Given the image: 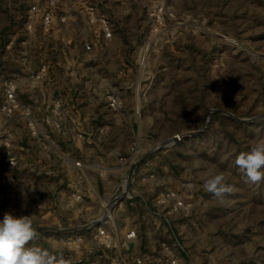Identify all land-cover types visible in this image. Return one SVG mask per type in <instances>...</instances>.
Instances as JSON below:
<instances>
[{
    "label": "rangeland",
    "instance_id": "374dc122",
    "mask_svg": "<svg viewBox=\"0 0 264 264\" xmlns=\"http://www.w3.org/2000/svg\"><path fill=\"white\" fill-rule=\"evenodd\" d=\"M77 1V14L88 17L86 6L97 4L114 27L113 37L106 39L99 23L89 28L82 17L78 38L68 41L66 31L62 38L57 30L58 36L51 37L53 43L67 44L68 57L76 60L74 80L81 84L67 87L68 98L82 99L78 111L89 117L85 126L95 130V138L84 143L97 151L100 196L111 188L120 193L124 179L134 213L143 216L145 205L134 195L175 192L191 204L179 213L192 264H264V180L248 182L235 165L241 152L264 141V0ZM25 10L18 0H0V36L22 32ZM84 39L93 44L90 52L80 49ZM1 48L0 63H8ZM209 171L223 172L233 187L223 203L203 188ZM67 185L63 214L52 213L55 208L43 199L33 216L26 197L1 218L5 213L29 216L46 241L57 240L50 248L76 264L78 253L93 254L87 243H77L76 230L94 217L89 195L74 203L75 185ZM80 186L87 190L91 184ZM77 204L84 208L79 219L68 213ZM52 205L59 208L57 202Z\"/></svg>",
    "mask_w": 264,
    "mask_h": 264
},
{
    "label": "built area",
    "instance_id": "2783aa9c",
    "mask_svg": "<svg viewBox=\"0 0 264 264\" xmlns=\"http://www.w3.org/2000/svg\"><path fill=\"white\" fill-rule=\"evenodd\" d=\"M20 4H24L26 10L23 16V34L24 38L20 41V61L21 73H15L13 77L5 83L2 96L0 99V220L4 211L9 206L20 204L23 198L31 199L32 209L34 212L36 206L34 199L40 200V195L33 192L28 195L22 191L23 188L18 183L13 185L11 174L14 171L21 173H34L44 177L58 176L60 169L54 167L55 157L58 155V146L60 139L69 141L70 144L77 145L78 142H84L86 137L95 138L96 134L86 127L89 117L82 115L79 111H70L63 106L62 100L54 97L52 89L56 85L51 73V65L49 62H43L37 70H33L28 59L32 56L33 47L38 41V31L46 39H50L55 30L69 24L78 23L74 17L79 16L77 0H18ZM80 7V5H79ZM89 22L99 23L106 39L112 38L114 35V27L110 20L102 14H99L97 4L87 5ZM75 13V15L72 14ZM82 48L85 52H90L93 44L89 39H84ZM29 72L30 82L34 85L43 87V97L47 100V110L42 119L39 117L37 106L31 102L20 99L18 89L22 86L25 73ZM29 85V84H28ZM27 85V86H28ZM56 88V87H55ZM110 105L114 106L115 99L109 96ZM66 123H73L70 129H66ZM19 124H23L27 129L26 136L36 147L37 155L33 160H28L26 154L21 151L22 145L20 140L24 136L20 133ZM86 125V126H85ZM44 126V132L41 129ZM57 151V152H56ZM121 161H126L125 157H120ZM62 167V166H61ZM64 175L62 177L69 184L75 185L72 193V202H83L85 197L89 195V189L83 188L82 181L88 183L87 175L83 169V162L74 161L76 171L63 164ZM124 179L122 180L123 183ZM120 193H115L112 198L101 197L104 215H99L92 221V225L97 226L95 234L96 244L105 250H109V259H115L112 264H192L188 260L187 251L184 245L178 240L173 225L175 216L180 210L188 209L191 204L181 199L175 192H161L154 196L155 207L152 210V216L158 221H162L171 231L172 240H161L158 247H154L150 251L130 256L126 252L117 249L113 244V230L116 221L114 218V210L122 205L124 198H133L129 191L126 193L123 184ZM129 185V183H128ZM87 187V186H86ZM128 189V188H127ZM70 204H73V203ZM74 205V204H73ZM18 210V209H17ZM16 210H14L15 212ZM124 246L128 242L134 241L138 236L135 228L125 231ZM94 248L91 249V252ZM95 260H92L94 264Z\"/></svg>",
    "mask_w": 264,
    "mask_h": 264
},
{
    "label": "crops",
    "instance_id": "0c3cea01",
    "mask_svg": "<svg viewBox=\"0 0 264 264\" xmlns=\"http://www.w3.org/2000/svg\"><path fill=\"white\" fill-rule=\"evenodd\" d=\"M81 19L77 20V24L75 26V29L69 30L67 26H65L63 29H57V31L61 32L62 35L60 37L64 38L66 36V33L68 34L69 38L67 39H75L78 38V27H80V23L85 20L86 25L89 28H92V26L97 25L95 23L91 24L89 22V16L84 17L80 15ZM84 19H83V18ZM83 19V20H82ZM23 24V23H22ZM79 24V25H78ZM56 31V30H55ZM62 31H66L62 32ZM55 34V35H54ZM42 35V34H41ZM52 36H58V33L53 32ZM39 37V36H38ZM44 37V36H43ZM80 37V36H79ZM4 37L0 36V42L2 41ZM24 38L23 29L22 32L17 31L15 34L11 35L8 38H4V42L0 43L2 45V50L5 53V60L8 63L2 62L0 63V99L2 96L3 88L6 82H8L15 73H21V61H20V41ZM40 38V37H39ZM44 42L41 45L39 42L35 47H33L32 56L28 59V62L33 70H37L38 67L43 62H49L51 65L50 73L56 83L54 85L55 87L52 89V92H54V97H58L62 100L63 106L67 108L70 111H73V109H77V111L82 106L83 102L82 99L79 100L78 97H75L74 100H69V94L67 91L68 88H78V84H81V81H75L74 77L78 74V69L75 64L76 60H74V55H71L70 58L68 57V45L63 44V42H59V44L53 43L50 39L43 38ZM62 48H61V47ZM17 47V48H16ZM17 49V51L15 50ZM80 49L82 48V41L80 44ZM83 53V52H82ZM9 61H7V59ZM79 58V56H78ZM79 68V67H78ZM77 70V71H76ZM8 72L6 75H3L2 73ZM26 76L23 77V83L22 86L18 89V95L21 100L26 102H31L34 105L37 106V109L39 110V117L42 119L43 115L48 112L47 110V100L43 97L44 88L35 86L34 83L30 82L29 79V72L25 73ZM29 84V85H28ZM28 85V86H27ZM72 103V104H71ZM71 104V107H70ZM81 110V109H80ZM82 113V112H81ZM91 115L92 122L96 121V116L92 115L93 113H89ZM73 124L66 123V129H70ZM19 130L20 133L24 136L22 140H20V144L22 145V150L28 160H33L34 157L37 155V150L35 145L26 138L28 136L27 129L24 127L23 124H19ZM42 131L44 132L45 127L41 126ZM89 129L92 131L94 128ZM95 132V130H94ZM84 142H78L76 146L70 145L69 141H65L63 139H60V145L58 146V155L55 157L54 160V167L60 169V173L58 176L54 177H44L39 176L34 173H21L20 171H14L11 176L13 179V185L18 183V186H21L23 188L22 191L32 194L33 192L38 193L40 195V200H45L48 206L53 207L55 209L52 210V213L56 214L57 212L59 215L63 214V210H68V208L64 207V204L66 201V196L68 194V185L67 180L62 177L64 175L65 169H63V164H66L69 168L76 171V168L74 167V159L80 160L83 162V169L87 172V178L91 184L89 188V197L86 199L92 203V206L90 207L91 214L96 219L99 215L105 214V209L103 207L101 196H100V183H101V175L99 177V161L98 156H94L97 151L92 146L85 147ZM86 152V154H85ZM73 155H72V154ZM75 155V158L73 157ZM62 166V167H61ZM103 183V182H102ZM111 188V187H110ZM113 191L112 193L105 194L106 198H112L113 195L116 193V190L111 188ZM155 194L152 193H146V197H143V195H134V200H140L144 205V214L140 215L139 213H134V206H133V199L131 198H124L122 205L120 207L116 206V209L114 210V218L116 221L115 226L112 228L111 224L108 223L109 227L113 230V244L117 246V249L122 250L123 252H126L130 256L140 255L143 253H146L153 249L154 247H158L159 242L161 240L167 239L172 240L173 235L170 231V229L162 222L158 221L157 219H154L152 216V199ZM152 197V198H151ZM34 202H38L37 199L33 200ZM57 202L59 204V208L54 207L52 203ZM37 204V203H36ZM38 205V204H37ZM82 206V209H79V207ZM20 207V206H19ZM137 208V207H136ZM83 205L77 204L75 206V209L69 210V215H76L79 219L81 216H84L82 212ZM19 212L22 210V208L18 209ZM140 210L143 213V210L140 208ZM39 209L34 207V212L31 213L33 216L38 215ZM134 213V214H133ZM138 215V216H137ZM142 216V217H141ZM181 213H178L175 216V222L173 225V231L178 238V240L184 245V247L187 249V244L183 239V236H181L182 229L185 227L184 224L180 225L181 220ZM92 220L90 223L86 222L84 225H80L78 229L76 230V241L79 245H86L89 246V248L93 249V254L90 256L85 257L82 252L79 255L78 253V261L75 260L76 264H89V259H109V253L110 251L105 248L99 247L95 242V234L97 231V226L92 225ZM130 228H135L137 230L138 236L135 238L134 241L128 242L127 246L123 245V242H125V231ZM58 230H63V228H58ZM39 233V237L37 240L30 242L31 245L34 244H43V249H47L53 254L57 253L53 251L50 247V243L54 242V244L57 242V240L54 238L53 241L49 242L46 241L45 238H43ZM35 246V245H34ZM88 248V249H89ZM90 249V251H91ZM188 254V251H187ZM64 256V255H63ZM104 256V257H103ZM67 259V258H65ZM103 262H98L97 264H101Z\"/></svg>",
    "mask_w": 264,
    "mask_h": 264
},
{
    "label": "clouds",
    "instance_id": "9594fccd",
    "mask_svg": "<svg viewBox=\"0 0 264 264\" xmlns=\"http://www.w3.org/2000/svg\"><path fill=\"white\" fill-rule=\"evenodd\" d=\"M235 165L248 182L256 184L264 180V141L257 142L247 152H241L235 159ZM203 181L204 190L220 203L233 192L223 172L209 171ZM38 237L39 233L29 216L5 213L0 220V264H70L62 252L53 254L47 249L31 245L30 242Z\"/></svg>",
    "mask_w": 264,
    "mask_h": 264
}]
</instances>
